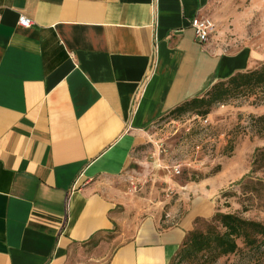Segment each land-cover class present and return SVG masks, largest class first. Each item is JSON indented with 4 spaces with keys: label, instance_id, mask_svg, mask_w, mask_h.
<instances>
[{
    "label": "crops",
    "instance_id": "crops-1",
    "mask_svg": "<svg viewBox=\"0 0 264 264\" xmlns=\"http://www.w3.org/2000/svg\"><path fill=\"white\" fill-rule=\"evenodd\" d=\"M209 6L0 0V264H170L215 214L246 167L180 182L146 155L161 117L253 67L195 41ZM147 174L171 183L164 197L120 182Z\"/></svg>",
    "mask_w": 264,
    "mask_h": 264
},
{
    "label": "rangeland",
    "instance_id": "rangeland-1",
    "mask_svg": "<svg viewBox=\"0 0 264 264\" xmlns=\"http://www.w3.org/2000/svg\"><path fill=\"white\" fill-rule=\"evenodd\" d=\"M206 17L215 25L207 42L213 41L224 54L244 53L252 60L250 69L264 64V0H210ZM197 111L200 110L168 113L157 121V133L147 145L151 165L147 168L163 171L180 182H196L215 172L232 171L238 164L246 167L243 177L233 180L219 193V208L224 213L264 224V162L251 164L255 149L264 146V138L252 125L254 118L264 114V99L256 93L225 100L222 106H212L206 122ZM176 166L179 174L173 171ZM189 171L199 173L198 177L187 174ZM120 182L134 198H151L154 192L164 197L171 184L154 181V174H147L142 182L138 177ZM210 222L211 219L199 220L195 228L204 230ZM238 246V252L213 262L207 253L186 258L178 254L170 264H264V244L254 250L244 248L240 241Z\"/></svg>",
    "mask_w": 264,
    "mask_h": 264
},
{
    "label": "trees",
    "instance_id": "trees-1",
    "mask_svg": "<svg viewBox=\"0 0 264 264\" xmlns=\"http://www.w3.org/2000/svg\"><path fill=\"white\" fill-rule=\"evenodd\" d=\"M256 93L264 99V64L259 68L236 72L225 80L214 83L202 96L181 104L170 113L179 115L193 110H200L196 114L199 118L205 119L209 117L212 106H222L225 100L250 97ZM252 125L255 127L257 134L264 138V114L254 118ZM257 161L264 162V146L255 149L253 153L251 164ZM216 173L204 176L196 182L214 177L217 175ZM246 173L247 171L240 177H243ZM187 174L198 177L199 173L189 171ZM217 199H219V196H217ZM210 219L211 222L206 225L204 230L195 228L199 221L196 220L194 229L187 233L176 256L179 254L181 257L186 258L207 253L211 257V262H213L221 256L238 252V241L243 244L244 248L252 250L260 249L261 245L264 244V224L241 218L233 213L222 212L218 200L215 214Z\"/></svg>",
    "mask_w": 264,
    "mask_h": 264
},
{
    "label": "built area",
    "instance_id": "built-area-1",
    "mask_svg": "<svg viewBox=\"0 0 264 264\" xmlns=\"http://www.w3.org/2000/svg\"><path fill=\"white\" fill-rule=\"evenodd\" d=\"M18 24L22 27H30L31 21L24 16H19ZM190 27L193 29L195 41L199 44H205L213 33L215 25L207 17L196 15L191 19ZM204 122H206V119ZM173 171L175 174L180 173L177 166L173 169Z\"/></svg>",
    "mask_w": 264,
    "mask_h": 264
}]
</instances>
